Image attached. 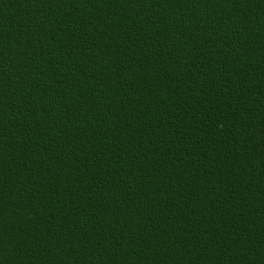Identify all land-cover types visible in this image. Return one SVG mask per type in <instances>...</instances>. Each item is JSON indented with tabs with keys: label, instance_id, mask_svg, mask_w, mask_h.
I'll use <instances>...</instances> for the list:
<instances>
[{
	"label": "trees",
	"instance_id": "trees-1",
	"mask_svg": "<svg viewBox=\"0 0 264 264\" xmlns=\"http://www.w3.org/2000/svg\"><path fill=\"white\" fill-rule=\"evenodd\" d=\"M0 264H264V0H0Z\"/></svg>",
	"mask_w": 264,
	"mask_h": 264
}]
</instances>
